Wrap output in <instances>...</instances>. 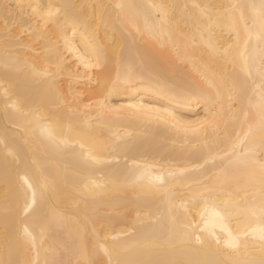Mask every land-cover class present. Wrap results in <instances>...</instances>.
<instances>
[{"label":"bare ground","instance_id":"bare-ground-1","mask_svg":"<svg viewBox=\"0 0 264 264\" xmlns=\"http://www.w3.org/2000/svg\"><path fill=\"white\" fill-rule=\"evenodd\" d=\"M0 264H264V0H0Z\"/></svg>","mask_w":264,"mask_h":264}]
</instances>
